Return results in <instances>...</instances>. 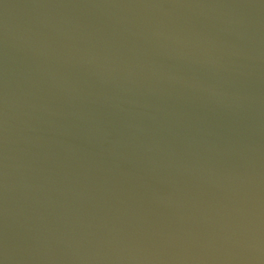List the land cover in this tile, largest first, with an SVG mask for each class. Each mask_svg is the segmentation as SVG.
<instances>
[{
  "label": "water",
  "instance_id": "water-1",
  "mask_svg": "<svg viewBox=\"0 0 264 264\" xmlns=\"http://www.w3.org/2000/svg\"><path fill=\"white\" fill-rule=\"evenodd\" d=\"M0 264H264V0H0Z\"/></svg>",
  "mask_w": 264,
  "mask_h": 264
}]
</instances>
